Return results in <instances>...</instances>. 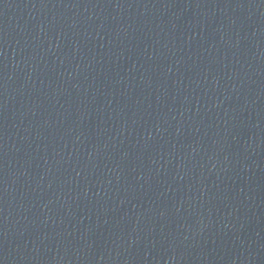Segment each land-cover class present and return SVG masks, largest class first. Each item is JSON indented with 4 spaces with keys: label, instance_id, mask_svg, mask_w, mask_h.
<instances>
[{
    "label": "water",
    "instance_id": "water-1",
    "mask_svg": "<svg viewBox=\"0 0 264 264\" xmlns=\"http://www.w3.org/2000/svg\"><path fill=\"white\" fill-rule=\"evenodd\" d=\"M30 264H264V29Z\"/></svg>",
    "mask_w": 264,
    "mask_h": 264
}]
</instances>
